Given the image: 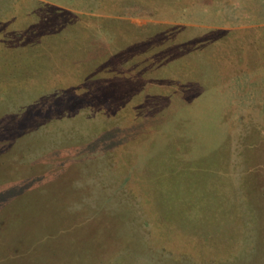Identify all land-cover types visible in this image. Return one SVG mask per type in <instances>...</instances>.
Masks as SVG:
<instances>
[{
  "label": "rangeland",
  "instance_id": "obj_1",
  "mask_svg": "<svg viewBox=\"0 0 264 264\" xmlns=\"http://www.w3.org/2000/svg\"><path fill=\"white\" fill-rule=\"evenodd\" d=\"M0 264H264V0H0Z\"/></svg>",
  "mask_w": 264,
  "mask_h": 264
}]
</instances>
